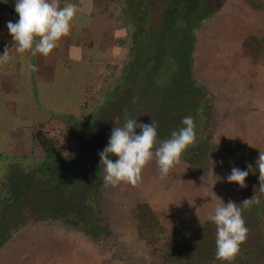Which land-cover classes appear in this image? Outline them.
Here are the masks:
<instances>
[{
    "label": "crops",
    "instance_id": "crops-1",
    "mask_svg": "<svg viewBox=\"0 0 264 264\" xmlns=\"http://www.w3.org/2000/svg\"><path fill=\"white\" fill-rule=\"evenodd\" d=\"M69 3L77 8L71 32L45 57L16 52L7 28L9 21L15 23L19 19L14 9L15 0H0V55L7 46L11 57L9 62L0 63L1 161L3 157L6 160L20 159L27 167L33 159H42L44 152L34 140L36 132L58 140V151L64 155L66 144L62 142L61 133L67 132L70 123L76 125L83 119V113L93 103L96 92L104 91V84L109 77L112 78L111 73L116 69L113 67H117L124 57V52L117 46L128 39L129 29L121 24L118 0H60V7ZM199 57L197 52L194 53L195 78L214 97L221 94L230 102L240 101L237 112L226 109L228 114L213 134L214 144H239L251 152L257 162L260 151H264V107L259 110L254 106H258V102L264 103V96L252 95L256 87L251 74L256 67H252L254 65L247 60L242 78L238 79L241 81H234L233 75L225 74V80H221L224 82L216 87L207 78L205 81L202 78L201 82L196 77L200 67ZM226 69L229 73L233 68ZM261 85L264 89V82ZM66 113L72 115L69 120L63 118ZM69 136L73 138L70 145L78 148L76 135L72 133ZM222 160L226 165L236 167L223 152L216 153L211 163ZM225 176L218 175L220 179L215 182L214 177L211 183L213 186L228 187L230 183L226 184ZM199 179L197 172L183 161L166 178H161L158 165L152 160L144 167L142 182L137 186L122 182L116 187H105L104 192L114 194L112 207L110 199L104 196L102 199V208L104 205L108 208L107 217L112 231L115 233L119 226L114 216L117 212L112 210L131 211L138 203L147 204L165 226L176 222L185 225L202 223L208 219L209 213L205 218H199L200 207L196 204L203 205L202 190L206 193L210 186L204 182L200 185ZM245 182L251 185L248 176ZM243 190H235L238 191L235 203L246 194ZM129 192H132V197L124 199L122 194ZM209 210L211 212L212 208L208 207ZM119 216L118 219L123 217ZM52 222L28 221L0 249V264H99L96 260L98 250L88 244L82 234L67 229L64 224ZM119 229L121 233L127 232ZM92 251L96 256L92 257ZM109 262L110 258H107L104 264Z\"/></svg>",
    "mask_w": 264,
    "mask_h": 264
},
{
    "label": "trees",
    "instance_id": "trees-1",
    "mask_svg": "<svg viewBox=\"0 0 264 264\" xmlns=\"http://www.w3.org/2000/svg\"><path fill=\"white\" fill-rule=\"evenodd\" d=\"M224 1L118 0L121 24L129 29L127 38L131 60L118 75L117 84L110 90V98L116 97L117 90L126 86V89L135 87L136 98L140 95L143 100L154 87H160L158 107L145 122L150 123L152 119L157 122L158 141L171 138L173 129L183 127L182 118L192 116L196 128L199 126L195 140L198 146L195 151H185L181 161L192 167L206 185L208 176L202 173L201 168L218 152L227 154L237 168L249 171L251 190L236 202L239 205L253 198L254 202L247 208L240 205L249 232L231 264H264V192L260 191L256 160L239 144H214L213 130L218 110L212 92L194 74L197 32L219 12ZM258 2L264 9V0ZM250 41V49L254 52L257 40L250 37ZM253 58L255 61V54L251 56L252 65L255 64ZM136 131L139 133L140 129ZM78 138L82 139L79 159L61 154L56 139L36 132L34 140L42 148L43 158L33 159L27 167L23 166V160H8L9 164L4 166V187L0 189V249L28 221H59L81 232L98 247L103 241L115 242L114 232L101 212L100 193L105 190L104 183H100L89 197L81 192H72V187L79 180V170L90 163L97 164L92 152H82L84 141L82 137ZM83 154L90 158L84 159ZM20 171L27 173L21 174ZM31 188L36 189V195L26 206L29 216L18 212L9 217V210L24 206ZM41 203L47 205L42 207ZM136 219L139 235L148 231L146 246L151 251H158V260L151 264H227L215 259L216 225L209 219L195 225L176 222L165 226L147 205L142 204L136 207ZM103 248L100 247V252ZM120 260L128 264L124 258Z\"/></svg>",
    "mask_w": 264,
    "mask_h": 264
},
{
    "label": "rangeland",
    "instance_id": "rangeland-1",
    "mask_svg": "<svg viewBox=\"0 0 264 264\" xmlns=\"http://www.w3.org/2000/svg\"><path fill=\"white\" fill-rule=\"evenodd\" d=\"M250 37H254L257 40V48L254 52L250 49ZM117 48H119L121 52H124V57L121 58L120 63L119 65H117V67H113L116 69H113L114 72L111 73L113 74L112 78L109 77L107 83L104 84V91L100 90L96 92L95 98L92 100L93 103L87 109H85L83 113L84 117L82 120L78 122L76 121V125L70 123V126H67V132L61 133V136L63 137L62 142L66 144L64 155H70L77 158L79 156L82 142V139L80 138V142L78 137H82L84 141L82 145V152H92L91 155L95 157L94 160L97 162V164H88L83 170L81 169L79 170V173H77L79 180L78 183H76V185L72 187V192H81L83 196L89 197L90 193L95 188H98L99 184L103 182V166H97L98 164H100L99 152H101L108 145L112 129L113 127H115V121H118V124L122 126L124 123L125 114H127L130 118L136 119L138 123H145L148 121V118L150 117L152 112L156 110L159 104L158 99L160 98L161 88L158 86L154 87L152 89V93L145 96L143 100L141 99L140 95H138V97L136 98L135 87L126 89V86H123L121 89L117 90L118 93L116 97L110 98V90L117 84L118 75L121 73V70L125 66V64H127L129 60H131V57L129 56L128 39L125 42H121L117 46ZM263 48L264 9L259 6L258 0H225L219 12L214 17L205 22L197 32L195 53L197 52L200 56V61L198 60V66L200 67L196 77H198L201 82L202 78L204 79V81L207 78V81L210 82V84L212 83L216 87L221 86L220 84L224 82H221V80H225V74L227 76L233 75L234 81L241 79L245 62L247 60L251 62V56L252 54H255L256 60L254 61L253 58L255 64H253L254 66L252 67H256V70H252L251 76H253V79L255 78L254 85L256 87V91L252 92V95L257 94L258 96L263 97L264 89H262L261 85V83L264 82ZM229 67H232L233 69L230 72L228 71L229 73H226V68ZM224 93H226L225 90ZM232 99L234 100L233 97ZM213 102L215 108L218 110L215 114L216 120L214 126L215 128L213 130L214 134L216 127H218L220 123H222V121L225 119L224 117L228 114V111H226V109L231 112H237V105H240V101H236L233 103L224 98L223 95L218 94L216 95V97H214L213 95ZM250 105L251 104H249V108L251 107ZM263 105L264 103L258 102V106L256 105L254 107L260 110L264 107ZM71 117L72 115L69 113H66V116H63L64 119L68 120ZM197 128H199V126ZM197 128L195 129L196 132L199 130ZM172 131L178 130L173 129ZM72 133L73 136L76 135L77 139L79 140L78 148H76L75 146H71L69 143L70 139H73L69 136ZM197 146L198 144L194 142L186 149V151L192 149H194L195 151L197 149ZM83 158L89 159L90 157L87 154H83ZM110 158L113 160V162L118 159V157L114 155H110ZM4 160L6 162L3 160L0 161V189L2 190L4 187L3 183L6 179L4 166H6V164H9L8 160ZM23 165H25V163H23ZM225 165L226 163L223 160L213 163H211V160H209L207 163L203 164V168H201L202 173L208 176L207 182L209 183L208 186H210L209 191H207L206 193L204 190H202L203 194L201 196L204 197V202L198 199L202 202L203 205L196 204L197 207H200V210L198 211L201 213V217H199L201 219L205 218L207 213H210V210L208 211V207H211V212H213L216 205L220 204L221 201L227 204L229 200L234 202L237 198L236 195L238 191L235 192V190L241 189V187L237 183L229 184V182H227L226 184H229L228 187L227 185H225V187L215 185L213 186V184L211 183V180L213 182V178L217 177L218 175L222 176L225 174V178L227 179V176L231 174L233 166H229L228 164L226 166ZM20 173L26 174L27 171H20ZM198 181L200 182V185H202L201 182H204L202 179H199ZM104 187L107 186L104 185ZM120 190L121 189H118V191ZM250 190L251 185H247V187L244 188L243 192L245 191V193H248ZM35 191L36 189L32 188L29 190L28 198L24 202L25 207L23 206L14 210H9L7 215L10 217L12 216L10 214H18V212H21L23 216L26 215L28 217L29 212L26 211V206L30 201L33 200V197L36 195ZM195 192L197 191L195 190ZM125 194H122L124 199H129V197H132L133 195L132 192H129V194ZM103 196L107 197V200L110 199V207H112L114 204L112 202V197L114 196V194H109L107 191H105L100 193L101 199H103ZM139 204L147 205L144 203H138L137 205ZM46 205V203L40 204V206L42 207ZM137 205L133 207L131 211L124 210V212L123 210L115 211V209L112 210L110 208V212L111 210L117 213L119 212V214L114 213V216H116L117 218V224L119 225L117 231L114 233L115 242L117 241L116 245L114 241L109 240L101 242L100 246L98 247L94 242L84 236L81 232L75 231L70 227H66L69 230H73L77 233L82 234L84 238L87 239L86 241L88 242V244H91L93 248L95 247V249L98 250L96 260L99 262V264H104L107 258H110L111 255L112 259L110 258V262L108 264H125L120 260L121 258H124L128 264H144V262L151 264L158 260L159 254L158 251H151L146 246L148 231H143L142 236H140L138 233V221L136 219ZM107 210L108 208L105 205L102 208L101 200L102 215L106 217V220L109 223L110 220L107 217ZM150 210L153 213L152 209ZM119 215L123 216V219H118L120 218ZM154 216L156 217L155 214ZM156 218L161 223L158 217ZM50 221H53L52 223H54V220ZM55 222L61 223L59 221ZM132 227H134L133 230L135 232L132 231ZM119 228H122L123 231L127 232L121 233V230ZM101 246H103L104 248L100 252ZM92 252V257L96 256L94 251Z\"/></svg>",
    "mask_w": 264,
    "mask_h": 264
},
{
    "label": "clouds",
    "instance_id": "clouds-1",
    "mask_svg": "<svg viewBox=\"0 0 264 264\" xmlns=\"http://www.w3.org/2000/svg\"><path fill=\"white\" fill-rule=\"evenodd\" d=\"M14 9L19 19L15 23H7L14 42L13 48L20 54L30 52L32 55L41 54L45 57L59 46L63 37L70 34L77 14L74 4L60 7V0H15ZM10 59L6 46L0 55V63H7ZM181 124L183 127L172 131L171 138L158 141L157 122L154 119L147 124L138 123L136 119L125 114L122 126L115 121L108 145L99 152L104 185L116 187L124 182L137 186L142 182L144 167L152 160L158 165L161 178H166L180 164L182 154L196 140L194 118L185 116ZM136 129H140L139 134ZM110 155L118 159L113 162ZM256 163L260 191L264 192V151H260ZM248 175L249 171L233 167L227 181L246 188L245 180ZM219 179L220 177H215V182ZM253 202V198L246 199L239 205L231 200L227 204L221 201L209 213L208 219L216 225V260L231 264L239 254L249 232L240 205L247 208Z\"/></svg>",
    "mask_w": 264,
    "mask_h": 264
}]
</instances>
